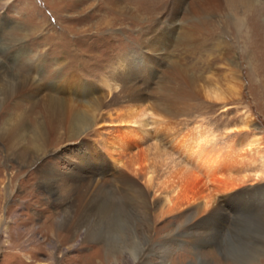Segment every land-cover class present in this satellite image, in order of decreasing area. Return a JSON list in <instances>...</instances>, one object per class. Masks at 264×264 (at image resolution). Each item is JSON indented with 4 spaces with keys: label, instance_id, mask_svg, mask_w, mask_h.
Masks as SVG:
<instances>
[{
    "label": "rangeland",
    "instance_id": "374dc122",
    "mask_svg": "<svg viewBox=\"0 0 264 264\" xmlns=\"http://www.w3.org/2000/svg\"><path fill=\"white\" fill-rule=\"evenodd\" d=\"M132 1L145 22L106 0H0V264H264V178L220 213L157 217L103 142L129 107L147 113L135 150L156 167L155 146L179 148L199 121L239 135L250 113L264 135V0ZM125 174L157 209L145 176Z\"/></svg>",
    "mask_w": 264,
    "mask_h": 264
},
{
    "label": "bare ground",
    "instance_id": "6f19581e",
    "mask_svg": "<svg viewBox=\"0 0 264 264\" xmlns=\"http://www.w3.org/2000/svg\"><path fill=\"white\" fill-rule=\"evenodd\" d=\"M132 2V0H106L107 6L115 14L136 24L145 22L141 6L133 5ZM208 3L200 1L193 6L192 11L199 15ZM187 21L188 30L185 29L184 32L191 42L195 33L194 28H198L200 23L190 17ZM47 110L51 116L52 109L47 108ZM124 110L121 109V114L115 116L117 120L113 121L114 124L125 126L120 129L121 133L114 132L115 134L111 137L103 140L107 143V156L112 167L121 168L123 173H120V176L131 180L127 185H130V191L135 190L132 198L135 197V201L140 202L148 210H155L152 213L157 217L188 208V206L193 215H200L207 211L209 215L220 213L223 207L222 203L218 202L220 196L223 195L226 198L233 196L235 192L233 190L239 183L240 194L248 192L244 183L251 179L264 178V154H260L264 153V135L250 126L252 122H255L250 113L242 118L243 124L240 130L243 132H239V135L217 137L212 129L213 126L211 127L208 122L199 121L192 130L172 139L173 147L179 148L168 151L164 146L154 145L160 148V150L157 148L159 150L157 155L160 157V162L157 163L160 166L156 167L152 161L148 160V150L147 153L135 150V145L139 147L146 141L141 125H143L142 116H147V113L143 108L129 107L126 111ZM70 117L78 119L83 124L87 121L93 122L88 115L74 110L70 112ZM49 119L54 122L51 117ZM128 171L145 176L147 184L160 198L156 203L157 206L159 205L157 209L150 205L149 197L137 187L136 179L125 174ZM211 205L212 208L209 210Z\"/></svg>",
    "mask_w": 264,
    "mask_h": 264
}]
</instances>
